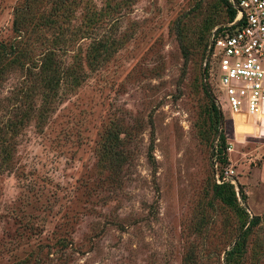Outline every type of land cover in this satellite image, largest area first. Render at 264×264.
Wrapping results in <instances>:
<instances>
[{
  "label": "rangeland",
  "instance_id": "1",
  "mask_svg": "<svg viewBox=\"0 0 264 264\" xmlns=\"http://www.w3.org/2000/svg\"><path fill=\"white\" fill-rule=\"evenodd\" d=\"M18 1L0 0V39ZM78 1L74 25L85 26L84 6L103 17L64 57L81 65L76 85L66 79L45 111L38 80L18 69L0 78V264H226L241 233L212 198L211 100L239 205L259 218L240 264H264V104L260 120L231 116L214 62L205 77L198 47L183 58L175 24L196 29L197 0ZM100 37L111 54L89 67ZM118 126L124 162L110 168L107 135Z\"/></svg>",
  "mask_w": 264,
  "mask_h": 264
},
{
  "label": "trees",
  "instance_id": "2",
  "mask_svg": "<svg viewBox=\"0 0 264 264\" xmlns=\"http://www.w3.org/2000/svg\"><path fill=\"white\" fill-rule=\"evenodd\" d=\"M79 3L78 0H19L12 10V20L8 30L9 37L0 39V78L9 69H18L38 80L43 89V95H40L41 98H44L41 107L45 111L48 109L51 99L56 96V91L66 79H70L75 85L80 81L81 65L74 61L71 64L67 63L64 57L74 42L96 34V25H99L100 19L103 17L101 13L92 14V10L84 6V12L80 15L85 21V26L82 24L83 28H80L74 25V20L78 18L76 12ZM205 5V0H197L195 4L196 9L193 13L200 14L203 11V14L200 24L194 31L188 28L186 21L181 19L175 24L181 54L185 60L191 55V48L198 47L200 58L203 61L207 55L211 30L231 22L235 16V11L227 0H211V5ZM222 14L223 18H221ZM183 18L186 19L188 16L185 15ZM188 33L191 34L190 37H188ZM112 45V42L104 40L103 37L91 43L87 56L89 67L98 65L110 56ZM209 64L210 62L207 61L204 67L205 77L208 76ZM204 92L210 97L208 85L204 87ZM15 113L17 116L18 111ZM208 120L214 133L213 138H215L212 152V198L237 217L241 233L231 249L225 252V263L240 264L244 253V241L251 228L258 224L259 218L249 221L246 210L239 205V198L233 184L230 182L217 184L215 182L214 175L218 174L221 179V172L227 166L228 147L223 132L220 131L221 133L217 137L223 118L213 100H211L208 111ZM6 124L7 130H13L17 126L10 119ZM127 138V131L121 126L114 127L107 135L104 157L105 162L111 165L110 168H116L124 162L123 155H125ZM5 155L6 153L1 156L3 163L6 162Z\"/></svg>",
  "mask_w": 264,
  "mask_h": 264
},
{
  "label": "built area",
  "instance_id": "3",
  "mask_svg": "<svg viewBox=\"0 0 264 264\" xmlns=\"http://www.w3.org/2000/svg\"><path fill=\"white\" fill-rule=\"evenodd\" d=\"M227 2L235 16L211 32L205 64L208 60L215 64L223 106L229 114L259 119L264 104V0ZM221 175V179L214 175L217 184L234 183L231 169H223Z\"/></svg>",
  "mask_w": 264,
  "mask_h": 264
},
{
  "label": "crops",
  "instance_id": "4",
  "mask_svg": "<svg viewBox=\"0 0 264 264\" xmlns=\"http://www.w3.org/2000/svg\"><path fill=\"white\" fill-rule=\"evenodd\" d=\"M258 120H260V118Z\"/></svg>",
  "mask_w": 264,
  "mask_h": 264
},
{
  "label": "water",
  "instance_id": "5",
  "mask_svg": "<svg viewBox=\"0 0 264 264\" xmlns=\"http://www.w3.org/2000/svg\"><path fill=\"white\" fill-rule=\"evenodd\" d=\"M204 67H205V64H204Z\"/></svg>",
  "mask_w": 264,
  "mask_h": 264
}]
</instances>
